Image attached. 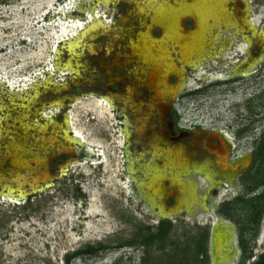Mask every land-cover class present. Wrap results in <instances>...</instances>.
Masks as SVG:
<instances>
[{
  "label": "rangeland",
  "instance_id": "rangeland-1",
  "mask_svg": "<svg viewBox=\"0 0 264 264\" xmlns=\"http://www.w3.org/2000/svg\"><path fill=\"white\" fill-rule=\"evenodd\" d=\"M192 11L198 28L181 20ZM155 60L163 119L145 84ZM212 133L230 160L251 156L232 184L197 171ZM263 144L264 0H0V264H191L198 247L209 264H256ZM215 222L230 248L214 259Z\"/></svg>",
  "mask_w": 264,
  "mask_h": 264
},
{
  "label": "bare ground",
  "instance_id": "bare-ground-1",
  "mask_svg": "<svg viewBox=\"0 0 264 264\" xmlns=\"http://www.w3.org/2000/svg\"><path fill=\"white\" fill-rule=\"evenodd\" d=\"M196 26L197 25H195V27ZM181 31H182V34H181L182 38L180 39L181 40L180 42L182 43L188 42L189 41L188 31L184 29ZM129 58L134 59L136 58V56H132ZM155 61L156 62H154L153 64L150 63L145 66L146 86L148 87L150 92L153 94V98L155 99V106L158 109L159 116L163 118L164 116H166V114L170 110V105L163 98V95L160 91V83L163 80L168 81L167 79L168 76L163 73L161 62H159L158 60H155ZM195 134L197 135L198 131H196ZM224 138L225 137H221L220 135H215V133H213L212 135L211 134L207 135V137L203 140V145L206 148V150L209 152V154L211 155L212 159L211 161H207L206 163H204L202 168L199 167L200 169L198 168L197 171L202 172L206 167L208 168L209 166L217 167L222 172V174L225 176L226 181L232 184L233 176H235L238 172L246 169L249 166L251 162V156L250 154H244L235 160H230L229 159L230 145L228 142H226ZM192 142L194 143V145L198 143L197 140H192ZM87 152L90 155H92L93 153L89 149L87 150ZM33 163H38V161H35V162L33 161ZM16 164L20 167H24L26 165H29L30 161H17ZM167 180L171 185H173V181L170 178ZM205 180L208 182H211V179L209 178V176H206ZM154 185L155 184L152 181H150V183L146 185V189L150 190L152 194H154L153 193ZM176 186L179 187L180 193L182 195H187L191 191V189H189V187L185 185L184 183H182L181 181H178V183H176ZM211 188H212V184H210L206 188V192H208ZM167 191H168V195H172L174 193V190L171 186L168 187ZM213 228H214V234H213L212 243H213V258L215 259L216 253L220 254L221 256L223 254L222 252H224L227 245H225L224 243L223 233L221 231V228L217 226V222L214 223Z\"/></svg>",
  "mask_w": 264,
  "mask_h": 264
},
{
  "label": "trees",
  "instance_id": "trees-1",
  "mask_svg": "<svg viewBox=\"0 0 264 264\" xmlns=\"http://www.w3.org/2000/svg\"><path fill=\"white\" fill-rule=\"evenodd\" d=\"M259 151H260L259 152L260 155L264 154V144L261 146ZM260 197H258V198H260ZM260 216H261V214H260ZM255 223L257 225L259 224V218L256 219ZM164 229H165L164 224H161L158 228V232L155 234V237H157L158 239H163L164 235H165ZM239 245H240V248H241L242 253H243V258L244 259H250L251 253L247 252L248 251L247 250L248 249L247 248V242L244 239L243 232H240V234H239ZM199 257H201L200 260H198ZM192 259L193 260H192L191 264H200V263L209 264V256H208L207 247H204V249L198 247V250L196 249V251L193 253ZM256 264H264V253L259 256V259L256 262Z\"/></svg>",
  "mask_w": 264,
  "mask_h": 264
},
{
  "label": "flooded vegetation",
  "instance_id": "flooded-vegetation-1",
  "mask_svg": "<svg viewBox=\"0 0 264 264\" xmlns=\"http://www.w3.org/2000/svg\"><path fill=\"white\" fill-rule=\"evenodd\" d=\"M119 4V3H118ZM237 7L238 6H242V4H237L236 5ZM200 16H201V14L198 12V11H192L190 14H188V16H182L181 17V20L182 21H185V20H190L193 24H194V26L195 25H197L196 26V28H198L199 26H201V19H200ZM190 29V28H189ZM184 30H187L188 32H189V30L188 29H184ZM244 55V57H243V59H242V61H243V65H245L244 63H246V61L247 60H249L250 59V56L248 57V54L247 53H244L243 54ZM133 56H135V55H133ZM129 57H132V56H129ZM128 57V59H130ZM245 77L246 75L244 74H242V75H240L239 77ZM235 77H238V76H235ZM145 83H146V78H145ZM147 87V86H146ZM147 89H148V87H147ZM149 90V89H148ZM155 105V104H154ZM156 107V106H155ZM157 108V107H156ZM158 110V109H157ZM170 111V110H169ZM168 111V112H169ZM158 115H159V113H158ZM168 115V113L166 114V116ZM165 117V116H164ZM163 117V118H164ZM159 118H160V116H159ZM163 118H160V119H163ZM170 127L169 128H172L171 127V125H169ZM171 130V129H170ZM161 133L163 134V133H165V134H163L164 136H167L168 134H170L171 135V139L172 140H178L179 139V137H182V136H185V137H189V139H190V143L192 144V146H197L198 144H199V141L197 140V139H195V138H193V136H195L196 134H195V132H181L179 135H177V136H175V133L173 132V131H170V133H167L166 131H164V129H162L161 130ZM208 135H210V134H208ZM132 137V136H131ZM130 137V138H131ZM207 137V135L203 138V140L205 139ZM192 140H197L198 141V143L196 144V145H194V143L192 142ZM203 140L200 142V144H202L203 145ZM216 143V142H215ZM204 146V145H203ZM206 149V148H205ZM251 163V162H250ZM250 165V164H249ZM167 193H168V191H167Z\"/></svg>",
  "mask_w": 264,
  "mask_h": 264
},
{
  "label": "water",
  "instance_id": "water-1",
  "mask_svg": "<svg viewBox=\"0 0 264 264\" xmlns=\"http://www.w3.org/2000/svg\"><path fill=\"white\" fill-rule=\"evenodd\" d=\"M146 84V83H145ZM148 85V84H147ZM213 134V133H212ZM211 134V135H212ZM215 135H219V134H216L215 133ZM221 231H222V228H221ZM222 233H223V231H222ZM213 234H214V228H212V230H211V234H210V255H211V257H213V243H212V239H213ZM223 237H224V233H223ZM224 243H225V245H227L226 246V248H225V250H224V252H222V253H225V252H227L228 250H229V244H226V241H225V239H224ZM263 249H264V247H263ZM217 256L218 257H220V254H218V253H216V257L215 258H217Z\"/></svg>",
  "mask_w": 264,
  "mask_h": 264
}]
</instances>
